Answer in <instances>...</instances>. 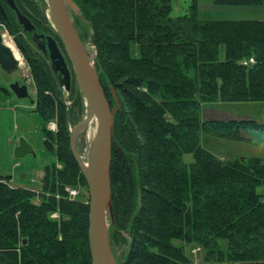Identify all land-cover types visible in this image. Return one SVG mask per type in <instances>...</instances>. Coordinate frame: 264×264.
<instances>
[{
  "label": "trees",
  "instance_id": "obj_1",
  "mask_svg": "<svg viewBox=\"0 0 264 264\" xmlns=\"http://www.w3.org/2000/svg\"><path fill=\"white\" fill-rule=\"evenodd\" d=\"M74 1L79 6L72 11L74 24L95 45L94 65L107 98L117 106L116 93L120 102L114 113L109 227L113 250L116 241L127 243L119 264H196L185 247L191 243L208 249L200 264H264V158L224 159L201 140L202 132L240 140L250 139L246 129L264 132V122L253 118L204 119L201 113L208 103L264 101V19H203L200 0H192L183 15L172 14L174 0ZM15 2L38 31L53 34L65 50L45 0ZM213 3L264 5V0ZM2 6L0 23L27 61L37 109L46 123L56 121L55 133L46 127V143L56 146L62 166H46L41 190L13 186L0 173V264H93L90 200L66 190L88 188L71 149L70 108L48 57L5 0ZM251 56L255 62L244 64ZM70 90L74 113L86 111L77 82ZM186 153L194 160L187 162Z\"/></svg>",
  "mask_w": 264,
  "mask_h": 264
},
{
  "label": "rangeland",
  "instance_id": "obj_2",
  "mask_svg": "<svg viewBox=\"0 0 264 264\" xmlns=\"http://www.w3.org/2000/svg\"><path fill=\"white\" fill-rule=\"evenodd\" d=\"M45 1L47 4V0ZM191 2L192 0H174L172 14L183 15L189 13ZM46 13L48 20H50L53 25L48 9L46 10ZM70 13L72 16V10H70ZM199 16L203 19H264V5L214 4L213 0H200ZM41 23L43 26H46L44 25V20ZM76 28L79 33H84L83 28L78 26H76ZM0 29L3 34L5 33V36L7 35L10 38L8 41H5L6 44L11 46L14 50L17 49L18 56H20V60L22 61L20 62L19 60L20 64L12 69H6L0 65V173L9 175L11 184L15 186L23 185L41 190V175L46 166L54 162H57L58 167L62 166V164L57 161L56 146L54 149H51L46 143V127L55 133L58 129L57 124L54 120L46 123L42 115L39 113L37 109L35 82L27 61L12 34L8 31V28L2 25L0 26ZM82 40L88 58L93 64H95V45L92 43L90 36H86ZM37 49L40 50L39 48ZM61 50L66 59H69L67 52L63 48H61ZM41 51L42 50H40V52ZM47 59L50 63V58L48 57ZM15 82L27 85L29 95L26 97H19L11 87ZM76 82L77 79L74 75V77H72V88H74ZM60 95L70 108V129L72 131L76 124L88 115L89 110L87 107L86 111L79 110L74 113L77 108L74 106V97L71 90L67 91L62 87ZM201 113L204 119L253 118L257 121L264 122V101H227L215 102L212 104L208 103L202 106ZM96 126H98V120L94 118L78 137V149L82 158L86 162L88 161L90 150L93 144H95L96 134H94V128ZM244 134L250 139L240 140L229 137L214 136L207 132H202L201 140L206 148L211 150L218 157L224 159H232L236 157L249 158L253 156L264 158V132L250 128L244 130ZM22 138L34 148V152H29L23 157H16L14 151L20 144ZM184 159L187 162L193 161V154L186 153ZM68 188H77L79 190V194L76 196L77 198L88 201L90 200L89 188L80 184L76 186H67L66 190H68ZM37 201L39 200L37 199ZM53 215L56 217L58 216L57 213H54ZM122 235L128 237L127 233L124 231H122ZM219 242L223 249L227 248V243L224 240H219ZM185 247L194 263L200 264L205 260L208 249L203 245L191 243L185 244ZM127 248L125 240H118L115 242L114 253L118 264L119 259L126 254ZM224 264L229 263L225 262Z\"/></svg>",
  "mask_w": 264,
  "mask_h": 264
},
{
  "label": "water",
  "instance_id": "obj_3",
  "mask_svg": "<svg viewBox=\"0 0 264 264\" xmlns=\"http://www.w3.org/2000/svg\"><path fill=\"white\" fill-rule=\"evenodd\" d=\"M15 10L19 23L26 31L33 32L32 40L37 47L49 54L52 69L58 74L59 83L67 91L71 89L72 73L58 41L52 35L36 30L30 17L21 11L15 0H6ZM53 26L60 36L69 56L77 83L88 107V115L71 132V149L85 175L90 193V248L93 264H118L110 238V218H113L111 164L114 132V113L120 107H112L94 64L88 58L83 40L74 24L70 10L77 13L78 4L74 0H47ZM85 20V18L82 16ZM0 65L12 69L19 65V59L13 49L5 43L0 30ZM19 97L29 95L27 85L15 82L11 85ZM98 120V136L93 144L88 161H84L78 149V137L93 120ZM34 148L24 139L15 148L16 157H23ZM26 242V240L24 241Z\"/></svg>",
  "mask_w": 264,
  "mask_h": 264
},
{
  "label": "flooded vegetation",
  "instance_id": "obj_4",
  "mask_svg": "<svg viewBox=\"0 0 264 264\" xmlns=\"http://www.w3.org/2000/svg\"><path fill=\"white\" fill-rule=\"evenodd\" d=\"M2 1H4V0H0V9H2L3 8V6H2ZM6 1V0H5ZM7 2V1H6ZM7 4H8V2H7ZM9 5V4H8ZM9 7H10V5H9ZM11 8V7H10ZM12 9V8H11ZM13 10V9H12ZM14 11V13H15V16H16V18H17V15H16V12H15V10H13ZM22 11V10H21ZM49 16H50V14H49ZM51 18V17H50ZM18 20V19H17ZM35 24V23H34ZM2 25H4V24H1L0 23V26H2ZM36 25V24H35ZM5 26V25H4ZM1 30V29H0ZM36 30H37V27H36ZM8 31H9V29H8ZM38 31V30H37ZM2 32V31H1ZM10 32V31H9ZM25 32H30V31H26L25 30ZM38 32H40V31H38ZM11 33V32H10ZM40 33H44V32H40ZM45 35H52L57 41H58V44H59V46H60V41L53 35V34H46V33H44ZM5 35V34H4ZM32 35H33V32H31V35H30V38H31V40H32ZM13 36V35H12ZM13 38H14V40H15V37L13 36ZM15 42H16V40H15ZM32 42L35 44V46L37 47V45H36V43L32 40ZM38 48V47H37ZM61 48V47H60ZM20 49V48H19ZM42 53H43V55H46V56H48L49 58H50V56H49V54H46L44 51H41ZM50 65H51V67H52V61H51V59H50ZM56 75H57V77H58V74L56 73Z\"/></svg>",
  "mask_w": 264,
  "mask_h": 264
},
{
  "label": "built area",
  "instance_id": "obj_5",
  "mask_svg": "<svg viewBox=\"0 0 264 264\" xmlns=\"http://www.w3.org/2000/svg\"><path fill=\"white\" fill-rule=\"evenodd\" d=\"M255 62V58L251 56L250 58H246L243 60L244 64H250ZM69 196L75 198L79 194V190L77 188H68Z\"/></svg>",
  "mask_w": 264,
  "mask_h": 264
},
{
  "label": "bare ground",
  "instance_id": "obj_6",
  "mask_svg": "<svg viewBox=\"0 0 264 264\" xmlns=\"http://www.w3.org/2000/svg\"><path fill=\"white\" fill-rule=\"evenodd\" d=\"M5 34V33H4ZM10 38L6 35L5 37H4V41H8ZM6 43V42H5ZM11 47V46H10ZM13 49V48H12ZM13 51H14V53H15V55L19 58V60H20V56H18V51H17V49H13ZM20 62H22L21 60H20ZM20 62H19V64H20ZM95 118V117H94ZM94 118H93V120H94ZM97 133H98V126H96L95 128H94V134H96V138H95V143H96V140H97Z\"/></svg>",
  "mask_w": 264,
  "mask_h": 264
},
{
  "label": "crops",
  "instance_id": "obj_7",
  "mask_svg": "<svg viewBox=\"0 0 264 264\" xmlns=\"http://www.w3.org/2000/svg\"><path fill=\"white\" fill-rule=\"evenodd\" d=\"M2 174V173H1ZM43 174H44V171H43V173H42V175H41V178H42V176H43ZM11 183V182H10ZM13 185V184H12ZM13 186H15V185H13ZM17 186H23V185H17Z\"/></svg>",
  "mask_w": 264,
  "mask_h": 264
}]
</instances>
